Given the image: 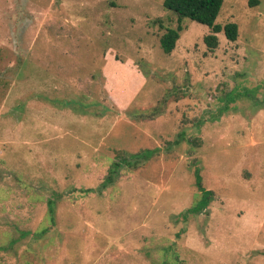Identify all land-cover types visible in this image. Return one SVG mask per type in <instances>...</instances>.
Wrapping results in <instances>:
<instances>
[{
    "label": "rangeland",
    "instance_id": "rangeland-1",
    "mask_svg": "<svg viewBox=\"0 0 264 264\" xmlns=\"http://www.w3.org/2000/svg\"><path fill=\"white\" fill-rule=\"evenodd\" d=\"M255 1L166 54L163 0H0V264H264Z\"/></svg>",
    "mask_w": 264,
    "mask_h": 264
},
{
    "label": "trees",
    "instance_id": "trees-1",
    "mask_svg": "<svg viewBox=\"0 0 264 264\" xmlns=\"http://www.w3.org/2000/svg\"><path fill=\"white\" fill-rule=\"evenodd\" d=\"M224 0H163V8L171 13H173L178 19V26L173 28H166L165 32L159 39L160 47L163 52L170 54L175 48V43L179 38L180 32L183 30L180 23L182 19H189L192 22L198 23L200 25L207 26L211 33L204 38L206 47L212 50L217 47L218 40L216 34L223 32L225 38L230 41H236L238 37L237 25L234 23H227L223 26L215 24V20L220 11V8ZM255 0H250V4L253 6ZM115 169L110 171V175L106 176L104 181L100 185V189H103L106 184L113 179V174L118 172L119 164H114ZM200 175L199 170L195 171V184L199 190L200 187ZM204 192V191H201ZM205 202V197H202L200 203ZM198 203V204H200ZM193 211V209H192ZM49 216L53 218L54 208L49 206L48 209ZM190 210H186L183 215L189 214Z\"/></svg>",
    "mask_w": 264,
    "mask_h": 264
}]
</instances>
